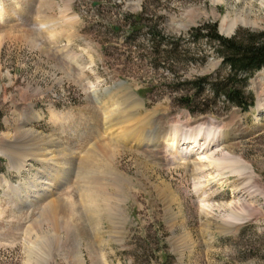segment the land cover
Here are the masks:
<instances>
[{
	"label": "rangeland",
	"instance_id": "1",
	"mask_svg": "<svg viewBox=\"0 0 264 264\" xmlns=\"http://www.w3.org/2000/svg\"><path fill=\"white\" fill-rule=\"evenodd\" d=\"M225 16L264 30V0H0V264H264V67L248 110L182 102L229 70L190 35Z\"/></svg>",
	"mask_w": 264,
	"mask_h": 264
},
{
	"label": "trees",
	"instance_id": "2",
	"mask_svg": "<svg viewBox=\"0 0 264 264\" xmlns=\"http://www.w3.org/2000/svg\"><path fill=\"white\" fill-rule=\"evenodd\" d=\"M161 35V34H159ZM190 35L208 38L215 44L217 55L221 56L228 71L219 73L213 79L210 76L200 78L197 94H187L182 99L185 106L192 108L195 97L204 92L206 84L214 96H223L233 106L248 110L254 105V96L246 93V85L253 75L264 67V30L254 31L240 28L235 35L228 37L218 31L217 23L206 22L193 28ZM154 38L157 35H153ZM165 39L162 38V41ZM204 111V110H202Z\"/></svg>",
	"mask_w": 264,
	"mask_h": 264
},
{
	"label": "bare ground",
	"instance_id": "3",
	"mask_svg": "<svg viewBox=\"0 0 264 264\" xmlns=\"http://www.w3.org/2000/svg\"><path fill=\"white\" fill-rule=\"evenodd\" d=\"M213 1H215V0H213ZM222 22H221V30H222V32L225 34V33H229V32H231L232 31V29H233V27L235 26V24H237V23H240V22H243L242 20H239V18L237 19V18H235V19H230V18H228L227 16H225V17H223L222 18ZM244 23H245V21H244ZM261 87V86H260ZM130 115V114H129ZM116 121V120H115ZM150 125V124H149ZM198 126V127H197ZM196 127H197V129H196V131L195 132H192V131H190L189 133L188 132H184V136L183 135H179V133H181L182 134V130L180 129V128H178V127H174V128H171V129H169V130H165V131H159V129H157V128H153V130H152V133H146L148 136L147 137H145L143 140H144V143H143V145L144 146H148V145H150V144H154L155 142H159V141H161V140H165V142H169V141H171V140H174L175 141V139H178V135H179V141L175 144V145H180V147H182V146H184V145H188V144H194L195 143V146H197L198 145V140H199V138H200V136L202 135V132H203V134L206 136V138L207 137H209L210 136V134L211 133H213V132H209V131H205L204 130V128H203V126L202 125H197ZM202 126V127H201ZM150 127H151V125H150ZM149 127V128H150ZM145 132V131H144ZM143 142V141H142ZM172 143H175V142H173L172 141ZM218 163H220L219 165H223L224 163L225 164H227V166H228V164H229V162L228 161H224V160H222V161H217V164ZM226 166V165H225ZM226 166V167H227ZM221 168H223V167H221ZM231 170H234V168L232 167V169ZM19 171H21V168H19ZM236 171V170H235ZM48 182L49 181H46V182H44V183H47L48 184ZM36 192L38 193V190H36ZM98 192V191H97ZM40 193H41V191H40ZM73 201V200H72ZM72 201H69L68 203H67V205L68 206H66L65 204L61 207V208H66V209H68L69 208V210L71 209V210H74V203L72 202ZM62 203H64V202H62ZM59 208L57 205H55L54 206V209H47L45 212H44V214H46V215H48V213H47V211H50V214H53V216H52V218H51V222H52V224H53V226L55 227V228H59V222H58V219H55V221H53V219H54V217H55V208ZM69 230V229H68ZM69 234H70V231L68 232ZM78 241V240H77ZM78 244V243H77Z\"/></svg>",
	"mask_w": 264,
	"mask_h": 264
},
{
	"label": "water",
	"instance_id": "4",
	"mask_svg": "<svg viewBox=\"0 0 264 264\" xmlns=\"http://www.w3.org/2000/svg\"><path fill=\"white\" fill-rule=\"evenodd\" d=\"M94 5H97V2H95ZM225 35L228 36V37H231L233 35V33L225 34ZM242 218L243 217H240L239 219L244 221V219H242Z\"/></svg>",
	"mask_w": 264,
	"mask_h": 264
}]
</instances>
